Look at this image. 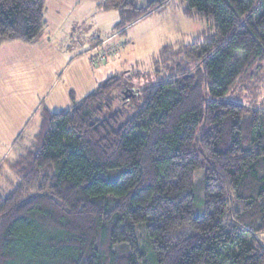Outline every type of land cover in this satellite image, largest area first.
I'll return each instance as SVG.
<instances>
[{"label": "trees", "instance_id": "trees-1", "mask_svg": "<svg viewBox=\"0 0 264 264\" xmlns=\"http://www.w3.org/2000/svg\"><path fill=\"white\" fill-rule=\"evenodd\" d=\"M169 1L98 7L118 11L121 40ZM173 1L204 26L160 48L149 84L124 97L119 74L68 108L43 106L35 135L0 164V264H264V102L229 98L264 63V0ZM44 10L0 0V45L37 42Z\"/></svg>", "mask_w": 264, "mask_h": 264}, {"label": "crops", "instance_id": "crops-1", "mask_svg": "<svg viewBox=\"0 0 264 264\" xmlns=\"http://www.w3.org/2000/svg\"><path fill=\"white\" fill-rule=\"evenodd\" d=\"M99 1L45 0L46 29L41 38L34 43L7 41L0 45V164L25 146L12 154L31 126L38 130L43 106L50 111L68 108L71 96L79 101L94 91L106 77L104 67L121 60L129 39L135 44L138 36L127 33L132 23L121 37L125 45L119 55L105 64L91 65L90 48L109 37L119 21L118 11L99 9ZM148 1L138 0V4L143 7ZM174 2L170 0L135 22L165 14L167 25L175 24L182 11L179 4L172 5ZM169 6H173V13L167 11ZM201 28L199 25L196 32ZM167 32L176 34L175 29Z\"/></svg>", "mask_w": 264, "mask_h": 264}, {"label": "rangeland", "instance_id": "rangeland-1", "mask_svg": "<svg viewBox=\"0 0 264 264\" xmlns=\"http://www.w3.org/2000/svg\"><path fill=\"white\" fill-rule=\"evenodd\" d=\"M176 3L177 2L175 1L172 5H175ZM172 10L173 6H169L167 8V11L169 12H171ZM171 13H173V11ZM179 15V17H181V20L174 21L175 24L170 23V26H168L166 23L168 19H166L165 14H154L152 17L132 24L130 32L127 33H132L138 36L135 44H133L132 40L129 39V42L127 41L126 44V52L122 55L121 60L118 61L119 63H109L104 67L105 70H103L105 74L104 76H106L105 78L120 74L119 76H121L128 82L129 87H124V92L123 89H117L118 92L121 91L120 93H124V97H127V95L129 94V88L133 89L137 88L138 86H145L152 81L150 77H147V75L150 74L151 76V72L153 71V61L158 56L159 49L162 44L166 42H175L176 40L182 43H191L196 38L195 32L196 30H198L197 27H199V25L201 27L204 26V24L201 22L198 23L195 20L186 18L182 14ZM167 29H175L176 34L167 32ZM120 35L121 31H114L109 37L100 41H102L104 44H107L109 42H116L113 39L118 40ZM122 43L124 47L125 42L123 41ZM117 56L118 55H116V57ZM113 59H109V61ZM260 68L257 72L258 79L255 78L254 75H252L250 80L242 81L239 85L237 84L238 87L234 88V90L229 95V98L239 102H243L246 105L259 108L262 102H264V63ZM101 111V116L107 115L109 113V111L104 107ZM36 130L37 128L35 126H31L28 133L21 140L23 144H20V142L18 146H16L12 154H15V152L20 147L27 144ZM203 179V169H195L193 172V211L194 215L198 217H200L205 210ZM259 239L261 240V242L264 241V234L259 235ZM147 256L153 258V252H151V249L150 253L149 250L147 251Z\"/></svg>", "mask_w": 264, "mask_h": 264}, {"label": "built area", "instance_id": "built-area-1", "mask_svg": "<svg viewBox=\"0 0 264 264\" xmlns=\"http://www.w3.org/2000/svg\"><path fill=\"white\" fill-rule=\"evenodd\" d=\"M113 40H115L116 42H109L107 44H104L102 41H100L90 48L89 62L91 63V65L97 66L99 64L109 61V59L115 58L116 55H118V53L123 47V43L122 40L119 39Z\"/></svg>", "mask_w": 264, "mask_h": 264}]
</instances>
